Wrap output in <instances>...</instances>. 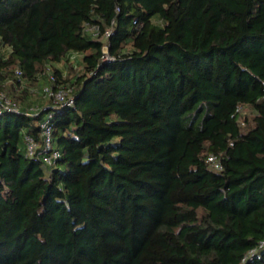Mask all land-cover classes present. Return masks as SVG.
<instances>
[{
	"label": "trees",
	"instance_id": "trees-1",
	"mask_svg": "<svg viewBox=\"0 0 264 264\" xmlns=\"http://www.w3.org/2000/svg\"><path fill=\"white\" fill-rule=\"evenodd\" d=\"M37 86L0 115V264H264V0H0V92Z\"/></svg>",
	"mask_w": 264,
	"mask_h": 264
},
{
	"label": "built area",
	"instance_id": "built-area-1",
	"mask_svg": "<svg viewBox=\"0 0 264 264\" xmlns=\"http://www.w3.org/2000/svg\"><path fill=\"white\" fill-rule=\"evenodd\" d=\"M90 31L93 32L96 36L98 35V28L91 27ZM113 30H107L103 38L109 39L112 35ZM105 59H108L107 55V47L104 49ZM50 84L46 85L42 89V94L44 98L51 100L53 106H62V107H74L75 98L73 96L74 88L69 84L59 85L57 88H54L53 85L56 84V77L53 73L48 71ZM16 75L21 77L23 75L20 69L16 70ZM49 107L44 109H40L37 107H31L28 109H24L21 105H19L16 101L10 98L5 92H0V115L3 112H12L16 114L25 113L28 116H34L39 114L42 111H48ZM52 113H48L44 116L42 122L39 124L40 134H41V142H38L33 136H25V144H26V157L33 159H41L45 162V164L52 166L57 163V161L61 158V152L55 147L54 138H53V125H52ZM209 162L212 167L219 170L221 169V164L219 160L214 157H209ZM264 250V239L259 242V244L251 249L243 262L246 263L253 258H255L261 251Z\"/></svg>",
	"mask_w": 264,
	"mask_h": 264
},
{
	"label": "rangeland",
	"instance_id": "rangeland-1",
	"mask_svg": "<svg viewBox=\"0 0 264 264\" xmlns=\"http://www.w3.org/2000/svg\"><path fill=\"white\" fill-rule=\"evenodd\" d=\"M79 61H78V59H75V60H73V62L71 63L72 65H76L77 63H78ZM70 64V65H71ZM70 65H68V68H67V64L66 63H60L59 65H58V68L59 69H61V70H63V72L65 71V74H63V80L64 79H68V77L70 76H72V75H74L75 73H76V71L75 70H71L70 69ZM69 77V78H70ZM44 85V84H43ZM42 85V86H43ZM42 86H40V87H35L34 88V92H33V95L34 96H36V98H38L39 100H41V98L38 96L39 95V92H41L40 91V89L42 88ZM33 95L29 98V100H27V102H26V105H27V107L29 106H32L33 108L34 107H36V106H38V100L37 99H33ZM31 108V107H30ZM244 112L246 113V114H250V111H249V109H245L244 110Z\"/></svg>",
	"mask_w": 264,
	"mask_h": 264
},
{
	"label": "crops",
	"instance_id": "crops-1",
	"mask_svg": "<svg viewBox=\"0 0 264 264\" xmlns=\"http://www.w3.org/2000/svg\"><path fill=\"white\" fill-rule=\"evenodd\" d=\"M33 99H37L38 100V102H39L38 105L44 104L43 99L39 100L38 98H36V96H33Z\"/></svg>",
	"mask_w": 264,
	"mask_h": 264
}]
</instances>
